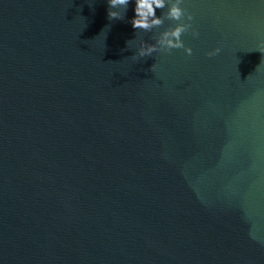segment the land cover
Returning a JSON list of instances; mask_svg holds the SVG:
<instances>
[{
	"label": "water",
	"instance_id": "obj_1",
	"mask_svg": "<svg viewBox=\"0 0 264 264\" xmlns=\"http://www.w3.org/2000/svg\"><path fill=\"white\" fill-rule=\"evenodd\" d=\"M182 6L133 60L132 0H0V264H264V3Z\"/></svg>",
	"mask_w": 264,
	"mask_h": 264
},
{
	"label": "clouds",
	"instance_id": "obj_2",
	"mask_svg": "<svg viewBox=\"0 0 264 264\" xmlns=\"http://www.w3.org/2000/svg\"><path fill=\"white\" fill-rule=\"evenodd\" d=\"M134 2V15L130 18V24L136 32V38L128 40L127 46L130 42H135V52L130 57L137 60L141 57L150 56L157 52H169L172 49H183L185 55L192 54V48L187 46L182 35L185 33L191 34L192 37H198V31L192 26L193 16L182 5L184 0H132ZM130 3V0H107V18L124 19L125 12ZM264 3V0H261ZM156 9H164L161 15H156ZM174 22L168 27H161L165 21ZM144 32H151L150 37L154 43L146 42L142 37ZM138 34H141L138 36ZM261 52L264 46L256 48ZM220 52V49L214 48L205 53L208 56L215 55ZM155 63L150 66L153 71Z\"/></svg>",
	"mask_w": 264,
	"mask_h": 264
}]
</instances>
